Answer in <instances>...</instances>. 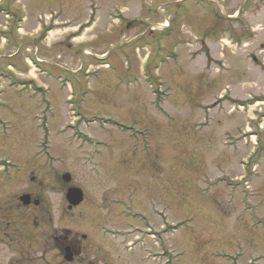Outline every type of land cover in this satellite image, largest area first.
I'll list each match as a JSON object with an SVG mask.
<instances>
[{"label": "rangeland", "instance_id": "1", "mask_svg": "<svg viewBox=\"0 0 264 264\" xmlns=\"http://www.w3.org/2000/svg\"><path fill=\"white\" fill-rule=\"evenodd\" d=\"M0 1V190L43 192L45 233L123 230L101 240L113 264H264V0ZM160 15L171 26L152 30ZM72 186L86 202L67 213ZM133 193L155 227L126 218ZM18 203L7 213L38 233Z\"/></svg>", "mask_w": 264, "mask_h": 264}, {"label": "flooded vegetation", "instance_id": "2", "mask_svg": "<svg viewBox=\"0 0 264 264\" xmlns=\"http://www.w3.org/2000/svg\"><path fill=\"white\" fill-rule=\"evenodd\" d=\"M129 27L130 25L127 28ZM21 173L22 172H20V174ZM13 177H15V179ZM5 179L7 182L15 181L16 183L18 179H22V176L1 177V181L6 182ZM31 182L35 183L36 178L32 177ZM42 185L43 184L40 183V187ZM57 187H59V184H57ZM53 190L55 192L61 191L56 188H53ZM65 190L66 188H64V191ZM2 193L4 192L0 190L1 195ZM39 193L43 194L41 191H39ZM39 193L31 191L23 194L20 196L19 200L17 199L15 201L14 199L16 196H11L12 193L10 192H5L2 195L4 199L9 198V200L3 201L2 197H0V264H94V262L98 263L99 259L106 261L105 264H113L111 256L113 254L112 247L103 245V241H101L108 239V236L110 235L108 229L106 231L102 230L107 234H102V236H100L102 239L99 240L95 234L74 235L69 229L63 227L61 224L62 221H60V224L57 227L53 226V234H50L49 232L47 233V231L45 233V228L43 230L41 227L44 220V218H42V213L46 212L49 217L48 211L51 210L52 204L48 198L42 197ZM130 197H133L135 201L130 200L128 203L125 200L122 206L125 208L128 215L138 217L140 214L134 212V209L131 206H139V201H137L134 193L131 194ZM106 199L108 200V197H106ZM18 201H20L21 206L29 211L27 215L31 217V223L34 224L35 229H39L38 233H33V227L30 223L23 224L22 222H15L13 213H7L8 210L14 208L16 210L18 209ZM85 202L86 196L79 207L84 205ZM66 204L63 206L64 217L66 216ZM154 209L156 210L157 208L155 207ZM72 211H68L67 208V213H71ZM140 217L144 224L149 228H151V226L155 227L158 222L153 215L152 208L149 215L143 214L140 215ZM62 219L64 221L65 218ZM49 221L53 222L52 218L49 217ZM105 223L108 224L109 220L99 222V227H104ZM29 229L32 230V235L29 234ZM40 231H43V233H40ZM157 232L158 231L155 230V235ZM126 235L130 234L127 232ZM127 245L130 246L129 241L127 242ZM90 250H95L97 256H93L92 258L89 257L87 254ZM51 252L53 253V256L50 254Z\"/></svg>", "mask_w": 264, "mask_h": 264}, {"label": "water", "instance_id": "3", "mask_svg": "<svg viewBox=\"0 0 264 264\" xmlns=\"http://www.w3.org/2000/svg\"><path fill=\"white\" fill-rule=\"evenodd\" d=\"M70 180L71 179H70L69 175L64 176V181L66 183H69ZM83 199H84V196H83V193L80 189L71 188L67 194V200L70 204L69 210H71V209H73V207H76L79 204H81Z\"/></svg>", "mask_w": 264, "mask_h": 264}]
</instances>
